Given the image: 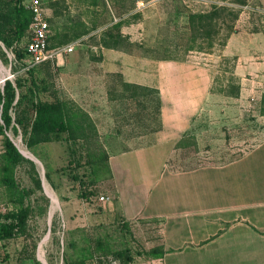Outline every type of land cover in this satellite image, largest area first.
I'll return each mask as SVG.
<instances>
[{
  "label": "rangeland",
  "instance_id": "374dc122",
  "mask_svg": "<svg viewBox=\"0 0 264 264\" xmlns=\"http://www.w3.org/2000/svg\"><path fill=\"white\" fill-rule=\"evenodd\" d=\"M41 2L50 23L49 47L60 48V54L35 65V95L42 101H59L74 118L72 134L77 137L62 133L56 140L28 148L18 126L17 132L7 129L6 136L34 164H17L14 184L9 185L4 181L0 134V213L29 209L24 230L0 241V264H158L149 253L159 238L158 224L126 223L115 211L109 155L155 140L161 102L147 83L160 62H167L164 68L182 61L207 67L212 76L207 100L222 105L197 114L168 168L221 164L260 142L264 71L244 78L234 70L239 52L264 55V0ZM215 8L219 13L211 22L203 29L194 28L191 14ZM28 31L10 48L0 43L5 54L0 57V91L8 76L26 78L23 90L30 85L24 64L15 63ZM233 34L238 36L234 49L227 47ZM69 45L73 50L64 52L62 47ZM136 81L146 84L130 85ZM240 92L244 97H238ZM26 95L17 113L30 118L31 97Z\"/></svg>",
  "mask_w": 264,
  "mask_h": 264
},
{
  "label": "crops",
  "instance_id": "0c3cea01",
  "mask_svg": "<svg viewBox=\"0 0 264 264\" xmlns=\"http://www.w3.org/2000/svg\"><path fill=\"white\" fill-rule=\"evenodd\" d=\"M237 38L233 34L227 47L237 48ZM166 63L160 62L147 83L161 102L155 140L109 155L115 211L126 223L158 224V264H264V138L221 164L168 168L197 114L222 105L207 100L212 95L207 67L182 61L164 68ZM234 71L244 78L259 75L264 55L239 52Z\"/></svg>",
  "mask_w": 264,
  "mask_h": 264
},
{
  "label": "trees",
  "instance_id": "16d2710c",
  "mask_svg": "<svg viewBox=\"0 0 264 264\" xmlns=\"http://www.w3.org/2000/svg\"><path fill=\"white\" fill-rule=\"evenodd\" d=\"M214 7H216L214 5ZM222 8V7H221ZM219 11L216 8L212 11L199 12L191 14V20L194 28L203 29L206 23L211 22ZM59 12H56L58 15ZM31 21V13L25 8L22 0H0V43L5 48H10L14 40L18 41L28 31V26ZM10 33V36L8 35ZM110 47V46H109ZM4 56V51L0 45V57ZM28 54L24 48L21 52L16 53L15 63L24 64L25 73L29 75L30 85L26 90L23 86L26 83V78L16 76L14 80L6 79L0 91V134L4 135V181L9 185L14 184L12 171L13 168L23 161H28L32 166L33 162L26 159L12 142L6 136L5 131L12 129L17 132V126L21 129L24 137L23 141L28 148L33 147L37 143L58 139L62 133L73 135L75 120L67 113L64 106L59 101L48 102L39 100L36 97L35 87L36 80L33 78L35 66L27 67ZM130 84V83H127ZM138 86L137 84H130ZM158 92V91H156ZM26 93H29L31 101L32 115L29 117L17 113L23 99L27 98ZM36 97V98H35ZM160 104V103H159ZM160 108V105H159ZM10 111H13L14 119ZM72 134V135H71ZM73 138V139H74ZM9 173L11 175H9ZM40 180H36V184L40 187ZM29 209L20 207L17 210L0 213V241L10 239L24 230ZM158 248H152L150 254L158 257L160 253ZM121 255L122 252H116ZM68 264H84L82 261H73Z\"/></svg>",
  "mask_w": 264,
  "mask_h": 264
},
{
  "label": "built area",
  "instance_id": "2783aa9c",
  "mask_svg": "<svg viewBox=\"0 0 264 264\" xmlns=\"http://www.w3.org/2000/svg\"><path fill=\"white\" fill-rule=\"evenodd\" d=\"M24 6L31 13L28 40L24 43V48L28 54L27 67H30L54 58L60 54V48L51 49L49 47L50 23L41 0H26ZM62 50L70 52L73 50V45L63 46ZM10 78L11 76H8L4 79Z\"/></svg>",
  "mask_w": 264,
  "mask_h": 264
},
{
  "label": "water",
  "instance_id": "95a60500",
  "mask_svg": "<svg viewBox=\"0 0 264 264\" xmlns=\"http://www.w3.org/2000/svg\"><path fill=\"white\" fill-rule=\"evenodd\" d=\"M5 80H6V79H4V80H3V82H4ZM30 159H32L33 161H35V160H36L35 158H31V157H30Z\"/></svg>",
  "mask_w": 264,
  "mask_h": 264
},
{
  "label": "bare ground",
  "instance_id": "6f19581e",
  "mask_svg": "<svg viewBox=\"0 0 264 264\" xmlns=\"http://www.w3.org/2000/svg\"><path fill=\"white\" fill-rule=\"evenodd\" d=\"M32 156V155H31Z\"/></svg>",
  "mask_w": 264,
  "mask_h": 264
}]
</instances>
